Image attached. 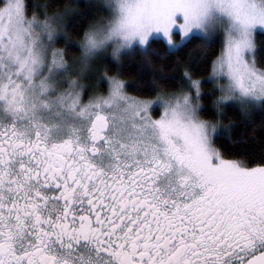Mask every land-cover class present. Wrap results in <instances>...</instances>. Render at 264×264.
<instances>
[{
    "label": "snow or ice",
    "instance_id": "6c2138e0",
    "mask_svg": "<svg viewBox=\"0 0 264 264\" xmlns=\"http://www.w3.org/2000/svg\"><path fill=\"white\" fill-rule=\"evenodd\" d=\"M92 7L107 15L70 62L55 45L73 5L0 0V264H264V137L258 151L218 146L188 70L172 92L156 73L140 95L119 73L103 92L85 83L109 49L151 65L219 44L217 116L264 117V0Z\"/></svg>",
    "mask_w": 264,
    "mask_h": 264
},
{
    "label": "trees",
    "instance_id": "16d2710c",
    "mask_svg": "<svg viewBox=\"0 0 264 264\" xmlns=\"http://www.w3.org/2000/svg\"><path fill=\"white\" fill-rule=\"evenodd\" d=\"M45 0H31V3H44ZM54 5L63 6L70 3L75 7L77 13L81 15H70L65 22L67 34L65 39L61 40L57 46L66 51V57L73 59L80 55V41L84 31L94 18L105 16L106 12L92 7L99 4L94 0H50ZM257 43L264 45V35H257ZM156 47H161L156 45ZM198 49H193L191 55L186 50L181 59L177 60L174 56L154 57V63L149 65L144 62V57L140 54L134 56L122 55L118 60L106 55L95 60V75L87 80L88 84L96 86V89L103 92L107 89V82L103 73L113 75L119 73L121 78L126 80L131 87L128 89L134 95L142 94L138 89H147L151 87L150 82L154 78V73L160 74L164 79L159 81V87L165 91H178L187 86L184 78L185 70L192 72L193 79H201V116L208 120H217L221 122V129L217 138L218 146L233 153H240L244 150L258 151L261 147L260 138L264 137V127L262 120L264 117L257 111L250 118L244 117L236 107L227 108L223 116H217V108L214 104L216 98L220 95L214 82L208 79L211 72V61L215 54H218L219 44L213 50V55L206 57L198 56ZM264 66V65H261ZM154 96V92L144 93ZM161 109H156L154 114L158 115ZM230 125V131L225 130L223 126Z\"/></svg>",
    "mask_w": 264,
    "mask_h": 264
},
{
    "label": "rangeland",
    "instance_id": "374dc122",
    "mask_svg": "<svg viewBox=\"0 0 264 264\" xmlns=\"http://www.w3.org/2000/svg\"><path fill=\"white\" fill-rule=\"evenodd\" d=\"M94 1H97L98 3H102L103 2V0H94ZM106 15H107V13H106ZM56 47H58L57 46V44L55 45ZM59 48V47H58ZM106 55H109V56H111V50L109 49V52L106 54ZM105 55V56H106ZM104 57V56H103ZM112 57V56H111ZM79 57H75V58H73V59H68V57H66V59H68L70 62L71 61H73V60H77ZM112 58H114V57H112ZM95 61L94 62H92V65H91V70H90V75H89V78H91L92 76H94L95 75V70H94V68H95ZM107 74V73H106ZM109 75V74H108ZM105 76V73H103V76L102 77H104ZM88 78V79H89ZM87 79V80H88ZM208 79H211L213 82H214V84H215V86H216V88L218 89V87H219V83L221 82L218 78H213V76H212V69H211V72H210V74L208 75ZM87 80L85 81V83L86 84H88L87 83ZM197 80H199V79H197ZM187 81V80H186ZM200 81H201V79H200ZM187 83H188V81H187ZM88 85H91V86H93V87H95L96 88V86H94V85H92V84H88ZM188 88V84H187V86L186 87H184V89H187ZM220 92V91H219ZM221 94V93H220ZM202 106V105H201ZM206 120H208V119H206ZM209 121H212V122H216L217 120H209ZM221 123V122H220ZM220 129H221V127H220ZM220 129H219V131H220Z\"/></svg>",
    "mask_w": 264,
    "mask_h": 264
}]
</instances>
